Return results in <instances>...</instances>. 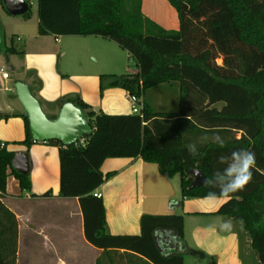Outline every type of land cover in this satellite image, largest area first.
Listing matches in <instances>:
<instances>
[{
    "label": "trees",
    "instance_id": "16d2710c",
    "mask_svg": "<svg viewBox=\"0 0 264 264\" xmlns=\"http://www.w3.org/2000/svg\"><path fill=\"white\" fill-rule=\"evenodd\" d=\"M168 1L178 12L179 29L147 17L143 0H37L40 35L102 36L128 51L138 71L114 76L109 86L138 98L161 84L177 81L181 87L176 112H157L145 101L141 112L108 114L80 96L65 100L84 109L93 132L79 145L47 141L59 146V194L79 198L85 236L93 246L124 249L148 264H185L183 215L144 214L139 235L106 231L104 200L95 192L115 172L103 173L102 165L108 158H142L164 175L179 174L183 199L226 197L217 213L243 220L254 255L264 264V0ZM30 14L31 9L24 16ZM3 49L18 52L14 46ZM100 89L102 94L103 75ZM220 101L224 106L214 107ZM22 116L27 132L22 144L30 147L38 141ZM241 149L255 154L252 179L224 196L219 185L228 179L232 153ZM14 154L0 142V264L18 260L19 221L4 201ZM196 168L208 182L191 188ZM11 174L22 190L32 189L30 173L12 168Z\"/></svg>",
    "mask_w": 264,
    "mask_h": 264
},
{
    "label": "crops",
    "instance_id": "0c3cea01",
    "mask_svg": "<svg viewBox=\"0 0 264 264\" xmlns=\"http://www.w3.org/2000/svg\"><path fill=\"white\" fill-rule=\"evenodd\" d=\"M142 10L166 29L180 28L178 12L168 0H143ZM13 16L17 32L9 43L0 26V142L14 153L28 155L32 180V189L22 190L10 167L4 201L19 221L17 264H148L124 249L105 251L87 241L79 198L59 194V146L45 142L30 147L22 144L27 134L22 116L25 113L14 86L17 81L27 83L49 117L58 114L65 100L77 96L96 111L128 114L132 113L126 108L132 105L131 94L109 83L112 76L136 73L138 68L128 66V51L113 40L89 35L100 39L79 43L80 35H40L38 9L34 17ZM5 46H14L18 52L8 53ZM4 71L9 72L7 78ZM102 75L106 77L101 94ZM152 89L174 95V106L178 107L179 82ZM150 90L139 97L141 108L147 101L154 109L148 98ZM101 169L105 174L115 172L96 191L104 200L107 233L139 235L142 215L180 214L184 217V238L189 250L185 264H259L240 221L217 213L226 197L183 199L181 176L164 175L156 163L142 158H108ZM47 192L51 194L46 195ZM225 221H231L230 230L222 229ZM244 244L250 252L249 262Z\"/></svg>",
    "mask_w": 264,
    "mask_h": 264
},
{
    "label": "water",
    "instance_id": "95a60500",
    "mask_svg": "<svg viewBox=\"0 0 264 264\" xmlns=\"http://www.w3.org/2000/svg\"><path fill=\"white\" fill-rule=\"evenodd\" d=\"M3 3L7 11L13 15H25L30 10L28 0H3ZM14 86L24 113L28 117L30 132L36 141L59 140L64 145H71L93 132L86 112L76 103L66 101L56 117H49L27 83L17 81ZM11 166L22 174H28L30 172L28 155L23 152L15 153ZM191 173L194 176L191 188L204 186L208 182L202 170L192 169Z\"/></svg>",
    "mask_w": 264,
    "mask_h": 264
},
{
    "label": "rangeland",
    "instance_id": "374dc122",
    "mask_svg": "<svg viewBox=\"0 0 264 264\" xmlns=\"http://www.w3.org/2000/svg\"><path fill=\"white\" fill-rule=\"evenodd\" d=\"M29 2L31 5V16L33 15V17H34L36 15L37 9H38L37 0H29ZM13 17H15V16L11 15L7 11V9L3 3V0H0V26H3V29L5 31V39H6L7 43L10 42L12 34L14 33L16 35V32H17L16 31L17 27L13 22V19H16V18H13ZM79 39H82L79 43H88L87 42L88 39H100V38H96L94 36H82V35H80ZM102 41H104L105 43H113V42H110L108 40H102ZM127 58H128L127 59L128 66L131 69H136L137 67L135 66V64L134 63L131 64V62L129 61V57H127ZM218 63L221 64L222 59H219ZM121 72H123V71H121ZM125 73H122V74H125ZM105 77L106 76H103V78H105ZM112 77H114V76H112ZM69 81H73V80L69 79ZM32 93H33V91H32ZM33 95H34V93H33ZM148 98H149V101L152 102L154 109L156 111H163V110H170V111L177 110L178 111V110H180V102H179V105H177L178 107H176V105L174 106V95H171V93H169L165 90L151 89L149 92ZM224 104L225 103L223 101H220V102H217L216 104H214V107L221 109L224 106ZM42 108H43V106H42ZM126 108H127V110L130 109L132 111L131 106L126 107ZM43 110L46 113V115L49 116V113H47L46 109L43 108ZM177 177L180 178V175H177ZM244 246H245V244H244ZM244 255L246 258V262H249L250 261V252H248L246 246L244 248Z\"/></svg>",
    "mask_w": 264,
    "mask_h": 264
},
{
    "label": "clouds",
    "instance_id": "9594fccd",
    "mask_svg": "<svg viewBox=\"0 0 264 264\" xmlns=\"http://www.w3.org/2000/svg\"><path fill=\"white\" fill-rule=\"evenodd\" d=\"M215 140L219 146H224V140L216 133L214 134ZM221 162L225 161L224 157H221ZM255 154L246 149L235 151L231 155V160L226 169L228 179L220 186L222 195L227 196L231 192L242 190L247 183L252 179L251 169L255 166ZM209 183H212L211 180ZM214 195V194H213ZM241 226L243 220L240 221ZM222 229L230 230L232 227L231 221H225L221 225Z\"/></svg>",
    "mask_w": 264,
    "mask_h": 264
},
{
    "label": "built area",
    "instance_id": "2783aa9c",
    "mask_svg": "<svg viewBox=\"0 0 264 264\" xmlns=\"http://www.w3.org/2000/svg\"><path fill=\"white\" fill-rule=\"evenodd\" d=\"M3 76L5 78H7L9 76V72L8 71H4L3 72ZM130 99H131V102H132V105H131L132 112H134V113L141 112L142 108L139 105L140 104L139 103V98L137 96H135V95H131ZM85 141L86 140H85V136H84L80 140L75 142L74 144L75 145L84 144ZM43 142L47 143V141H43ZM2 146H4V143L2 144ZM95 195L98 196V197H102V194L99 193V192H95Z\"/></svg>",
    "mask_w": 264,
    "mask_h": 264
}]
</instances>
